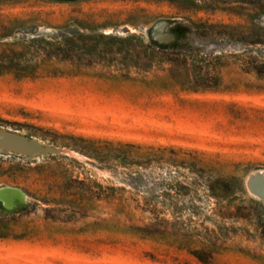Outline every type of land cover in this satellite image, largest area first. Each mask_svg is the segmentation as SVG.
I'll use <instances>...</instances> for the list:
<instances>
[{"label": "rangeland", "instance_id": "rangeland-1", "mask_svg": "<svg viewBox=\"0 0 264 264\" xmlns=\"http://www.w3.org/2000/svg\"><path fill=\"white\" fill-rule=\"evenodd\" d=\"M47 1L53 4L40 14L0 9V24L20 20L0 30V55H25V19L37 34L76 24L92 32L78 28L90 38L77 40L70 59L51 58L33 79L0 74V130L43 143L30 154L0 147V188L22 193L0 198V264H184L190 260L184 253L139 237L148 215L137 207L156 202L149 199L163 178L189 184L206 176L228 179L234 205L250 214L235 222L241 230L229 241L243 251L230 249L213 264H264V219L248 203L264 208V90L255 87L264 81L229 58L239 47L192 37L165 2ZM130 35L142 41L125 40ZM184 37L195 59L182 65L166 45ZM199 76L218 86L180 91L172 82L192 87ZM70 136L138 148L119 149L131 164L110 161L107 170L70 150ZM92 192L113 195L98 200ZM197 192L193 203L210 215L214 201L202 187Z\"/></svg>", "mask_w": 264, "mask_h": 264}, {"label": "trees", "instance_id": "trees-1", "mask_svg": "<svg viewBox=\"0 0 264 264\" xmlns=\"http://www.w3.org/2000/svg\"><path fill=\"white\" fill-rule=\"evenodd\" d=\"M154 3L165 2L174 7L179 18L191 30V36L203 40L218 39L221 44H232L239 47L236 54L229 56L237 65L240 72L251 74L257 81H264V0H149ZM53 3L47 0H0V9L8 7H25V10L37 11ZM20 22L17 18L8 20L6 24H0V30L9 29ZM178 24L177 21H175ZM82 27V28H81ZM90 27V26H89ZM81 30H89L76 24V28L67 26H52L53 31L46 34L31 32L30 21L25 19V55L5 51L0 55V74L12 73L15 78L33 79L37 72L49 64L51 58L65 60L70 59L72 51L77 47L78 39L86 40L90 37L80 34ZM104 39H112L110 36H100ZM137 39L134 35L127 36L125 40ZM190 39L184 37L177 42H170L166 48L175 51L181 56L182 65L187 58L195 59L189 51L192 46ZM188 53H181L182 49ZM164 52V51H163ZM220 67L227 65V57H216ZM143 70V69H141ZM197 84L189 87L183 80H172L174 86L180 91H198L214 89L218 86V80L213 82L199 76ZM264 90V86H255ZM75 141L69 145V149L88 159L94 160L104 169H111L110 161L115 167L130 165L126 161V153H120L119 149H137L138 146L122 141H106L94 137L70 136ZM163 150V148H161ZM133 164V163H132ZM202 172V171H201ZM124 174V173H123ZM229 180L221 176H206L200 178L199 183L189 184L163 178L158 184L159 192L152 195L149 200L156 201L153 204H145L137 207L141 213L148 215V222L143 227L137 228L141 239L150 240L163 247L165 250L173 249L184 253L190 260L184 264H213L216 256L236 247L229 244L241 228L234 226L237 221H248L250 214L241 204L234 205L233 193L229 188ZM98 188L99 185L96 184ZM197 187H202L205 198L214 201L210 215L205 216L193 203L200 199ZM109 191H115L107 187ZM94 199H107L113 194L92 192ZM73 199L69 202H75ZM249 204L256 206L259 218L264 219V208L261 203L248 200ZM127 218L133 219L134 214L128 213ZM205 222L211 224L206 226ZM237 251H243L238 249ZM154 259L153 256H149Z\"/></svg>", "mask_w": 264, "mask_h": 264}, {"label": "water", "instance_id": "water-1", "mask_svg": "<svg viewBox=\"0 0 264 264\" xmlns=\"http://www.w3.org/2000/svg\"><path fill=\"white\" fill-rule=\"evenodd\" d=\"M40 145H43L41 142H35L28 140L20 135H16L11 132L1 131L0 130V147L5 150H10L18 153L30 154L41 149ZM14 191L20 193L21 191L15 188H12ZM11 192H0V198L8 197L7 195ZM18 195V194H17ZM20 199V195H18ZM24 199V198H23Z\"/></svg>", "mask_w": 264, "mask_h": 264}, {"label": "bare ground", "instance_id": "bare-ground-1", "mask_svg": "<svg viewBox=\"0 0 264 264\" xmlns=\"http://www.w3.org/2000/svg\"><path fill=\"white\" fill-rule=\"evenodd\" d=\"M11 192L10 194H8L7 196L8 197H15V198H19V196L18 195H20V197L22 198V193L20 192V193H18L17 191H14L12 188H8V187H4V188H0V192ZM18 194V195H17ZM24 195V194H23ZM5 199H7V198H5ZM9 199V198H8ZM20 199V198H19ZM1 200H2V198H1ZM2 201H4V199L2 200Z\"/></svg>", "mask_w": 264, "mask_h": 264}]
</instances>
